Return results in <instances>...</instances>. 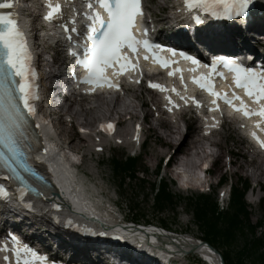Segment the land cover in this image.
I'll return each mask as SVG.
<instances>
[{"label": "snow or ice", "instance_id": "snow-or-ice-1", "mask_svg": "<svg viewBox=\"0 0 264 264\" xmlns=\"http://www.w3.org/2000/svg\"><path fill=\"white\" fill-rule=\"evenodd\" d=\"M16 0H3L0 2V9H11L15 6ZM185 7L188 9L201 8L210 12L212 15L218 14V9L229 16L233 14L239 15L246 7L248 0H184ZM96 4L103 10H96L93 4L89 3L87 7L91 9V15L87 17L90 23L87 26L86 40L90 44L84 46V54L77 61L87 72L86 77L81 83H88L95 86L107 85L109 88H119V84L108 80L105 75L106 69L118 66V70L113 75H121L129 69H135L138 66V52L143 48L146 52H151L153 45L147 38V29H141L137 21L143 17L142 0H96ZM48 11L44 16V20L52 22L56 16L63 15V8L60 2L53 4L48 0L46 4ZM106 15V19H105ZM65 30L67 27L65 26ZM71 32H76V28H71ZM137 33L140 35L138 36ZM158 47V46H155ZM127 49L128 52L135 56L137 63H132V57L122 50ZM172 55H176L175 51L168 49ZM184 59L190 60L192 64H199L195 58L179 53ZM149 57L144 56L147 60ZM152 59L159 63L162 67H168L169 61L161 58L155 52H152ZM32 53L26 38V34L19 26L18 20L12 12H0V147L4 152H0V162L8 168L16 179L23 184L21 177L12 164L22 155L20 151L19 138L24 133V113L28 116H34L36 109L33 101L38 99L35 93L34 80L36 72L31 66ZM174 63V61L172 62ZM222 64L223 67L233 73V82L236 88L242 89L244 94L249 97L252 102L258 105V109H250L242 100V98L232 93L229 99L227 93H219L214 90L213 73L217 65ZM209 68L207 77L200 76L194 78L193 82L202 90H205L213 97L211 103L216 105L217 101L223 99L224 103L232 107L236 112L243 114L245 118L253 116L260 117L256 127L259 128L264 123V72H256L251 68H246L241 64L230 62L224 58H219L211 65H205ZM176 71H179L177 69ZM195 71V69H192ZM222 79V73H216ZM173 75V72H169ZM150 87L166 91L159 84L150 82ZM94 89L90 88L88 91ZM175 92V89H172ZM184 99V97H181ZM193 103L199 107V102L192 98ZM240 101L239 106L234 101ZM187 103V101H185ZM169 103H172L169 98ZM21 105L23 110H21ZM178 107V105H177ZM171 110V109H170ZM212 111L213 109H209ZM216 125L213 124L212 127ZM39 127V125H37ZM105 128L104 125L101 126ZM114 125L109 123L106 130H112ZM83 131V130H82ZM253 139H256L261 148H264V140H260L255 132L252 133ZM6 157V158H5ZM27 186L21 189L23 192ZM7 191L0 186V197L6 198ZM13 245L19 242L15 237L12 238ZM13 254L16 258V264H44L43 258L28 248L14 247ZM7 259V257H5Z\"/></svg>", "mask_w": 264, "mask_h": 264}, {"label": "rangeland", "instance_id": "rangeland-1", "mask_svg": "<svg viewBox=\"0 0 264 264\" xmlns=\"http://www.w3.org/2000/svg\"><path fill=\"white\" fill-rule=\"evenodd\" d=\"M154 2V5H150V11L156 15L159 13H161L162 15H166L168 2H166V0H155ZM100 105L101 106L96 108L93 112H87L83 117L80 118V121L90 125L98 120L109 118L113 109H105V107H103L104 105H102L101 103ZM113 106H115L116 110H123V107L118 108L117 104H113ZM226 135V138H229V136L232 138L231 143H228V141L224 144V139L220 136L214 139V142L218 144V152H220L218 159L220 164H222V167H215L214 171L212 172L213 178H211V180L213 182H216V180L224 175V173H227V175H229L234 182L237 176L240 175L243 178L248 179V181L251 183V186H254L253 181L258 180L260 181V184L264 185V168H255L246 171L244 161L239 158L236 159L235 167L230 168L228 171V167L226 166V159H224V152L226 149L236 152V149H238L239 146L237 145V141L233 135ZM158 139H161L163 142H165V139L163 137H158ZM178 139H180V135H176L173 137V140ZM74 144L77 145V142L75 140ZM221 147L224 148L223 152L221 150ZM78 150L80 154H84L81 149L78 148ZM167 152L168 149L153 150L150 153L146 152V155L143 157V165L139 167L141 170L144 169L145 171V174H143V176L146 177L145 181L139 179V182H133V184L125 181L126 183L121 186V182L114 178L111 171V160L108 159L107 154L103 157L92 156L91 159H87V164L82 169V172H84L88 179L96 185L98 190H110L109 196L118 201L117 205L120 207L121 213L126 218H133V215L134 217L139 216L141 219L145 217L144 220H149L157 224H160V221L164 220L170 231H173L177 234L201 239L202 235L194 224L191 212L189 211L190 209L187 207V200L181 201L177 205V207L169 205L166 211H164V213L161 215H159L157 211H154L151 208L152 201L148 197L151 191V184L156 181V177H164L170 179L169 175L164 176V173L166 171L159 169V171L157 172L155 170V163L158 162L157 160L159 156H164ZM239 152L240 154L244 153V151L241 149H239ZM118 154L120 155L121 153ZM203 156V152H200L199 154L198 151H196L193 158L189 161L187 160L189 163V168L194 171V168H196V165H198V162ZM193 171H191V174L193 173ZM171 190L176 195H180L184 198L186 197L183 196L186 195L183 191H180L175 187H172ZM212 193L214 194L215 192L213 191ZM132 200L135 201L136 204L133 205ZM246 200L250 205L249 211L251 212V221L253 223H256L258 220L263 221L264 204L258 205L255 197L253 196L252 198H250V195L247 196ZM251 202H253V204ZM129 206L132 207L131 209H134L133 212H130ZM135 206H137L138 208H135ZM258 232H264V225L261 227V229L258 230Z\"/></svg>", "mask_w": 264, "mask_h": 264}, {"label": "trees", "instance_id": "trees-1", "mask_svg": "<svg viewBox=\"0 0 264 264\" xmlns=\"http://www.w3.org/2000/svg\"><path fill=\"white\" fill-rule=\"evenodd\" d=\"M114 169L128 173L126 178L135 179V162L130 161L124 170L121 163L115 161ZM233 187L230 208L223 213L211 198L201 197L198 201L190 200L194 222L206 240L224 251V259L229 264H264V232L258 233L257 224L250 220V213L242 200V193L247 189V182L240 179ZM155 198L159 211L167 205L176 204L174 198L164 186H160ZM234 258L232 257V255Z\"/></svg>", "mask_w": 264, "mask_h": 264}, {"label": "bare ground", "instance_id": "bare-ground-1", "mask_svg": "<svg viewBox=\"0 0 264 264\" xmlns=\"http://www.w3.org/2000/svg\"><path fill=\"white\" fill-rule=\"evenodd\" d=\"M166 20L167 18L163 19V21H166ZM159 22H162V20H160ZM231 32H232L231 33L232 40L230 41H231L232 47L237 46V42L234 38H240V41L242 43L251 44L248 41V36H246L244 33H238L239 31L236 32L234 30H231ZM124 106L126 105L125 104L117 105L118 108L119 107L124 108ZM113 109L116 111V113L118 112L115 106H113ZM190 150L191 148L188 144V139L186 137H183L176 149V152L171 156V162L175 163L176 160L178 159V155L181 153H184L185 156H189ZM55 172L58 174L57 181L61 185L62 191L66 192L71 203H73L75 207L77 206V208L79 209H82L83 207L93 209L94 206H93L91 199L86 197L84 192H81L78 185H73L69 175H67L66 173L62 174V172L58 168H55ZM170 235L172 236H170L168 240L169 242H171L172 240L173 245H175L176 247H182L184 249H188L189 243H192V239L190 238V236L183 237V236L174 235V234H170Z\"/></svg>", "mask_w": 264, "mask_h": 264}]
</instances>
